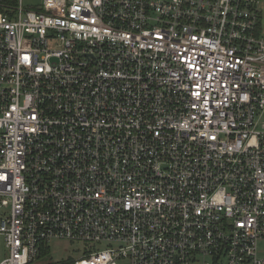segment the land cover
I'll use <instances>...</instances> for the list:
<instances>
[{
    "label": "built area",
    "instance_id": "built-area-1",
    "mask_svg": "<svg viewBox=\"0 0 264 264\" xmlns=\"http://www.w3.org/2000/svg\"><path fill=\"white\" fill-rule=\"evenodd\" d=\"M0 7V264H264L263 0Z\"/></svg>",
    "mask_w": 264,
    "mask_h": 264
},
{
    "label": "rangeland",
    "instance_id": "rangeland-1",
    "mask_svg": "<svg viewBox=\"0 0 264 264\" xmlns=\"http://www.w3.org/2000/svg\"><path fill=\"white\" fill-rule=\"evenodd\" d=\"M43 0H19L23 6L27 9H36L42 5ZM264 3V0H263ZM264 247V244L261 245ZM56 251L53 253L54 258L58 260L77 259L81 255L77 247L68 242H57L55 243ZM60 250V251H59ZM6 255V246L3 237H0V258Z\"/></svg>",
    "mask_w": 264,
    "mask_h": 264
},
{
    "label": "trees",
    "instance_id": "trees-1",
    "mask_svg": "<svg viewBox=\"0 0 264 264\" xmlns=\"http://www.w3.org/2000/svg\"><path fill=\"white\" fill-rule=\"evenodd\" d=\"M5 3H8L10 5H15L17 3V0H5ZM4 12L5 9L3 7H0V12Z\"/></svg>",
    "mask_w": 264,
    "mask_h": 264
}]
</instances>
